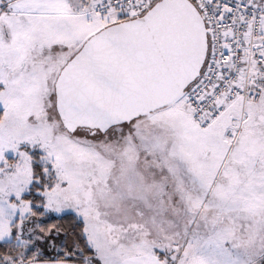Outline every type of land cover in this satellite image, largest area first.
<instances>
[{
  "label": "snow or ice",
  "instance_id": "snow-or-ice-1",
  "mask_svg": "<svg viewBox=\"0 0 264 264\" xmlns=\"http://www.w3.org/2000/svg\"><path fill=\"white\" fill-rule=\"evenodd\" d=\"M0 264H264V0H0Z\"/></svg>",
  "mask_w": 264,
  "mask_h": 264
}]
</instances>
